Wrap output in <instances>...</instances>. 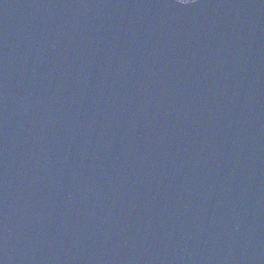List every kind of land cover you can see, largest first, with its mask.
Returning a JSON list of instances; mask_svg holds the SVG:
<instances>
[{
  "label": "water",
  "instance_id": "95a60500",
  "mask_svg": "<svg viewBox=\"0 0 264 264\" xmlns=\"http://www.w3.org/2000/svg\"><path fill=\"white\" fill-rule=\"evenodd\" d=\"M0 264H264V0H0Z\"/></svg>",
  "mask_w": 264,
  "mask_h": 264
}]
</instances>
